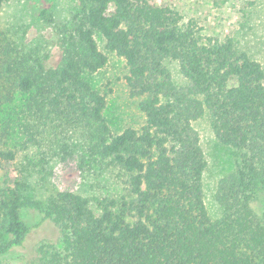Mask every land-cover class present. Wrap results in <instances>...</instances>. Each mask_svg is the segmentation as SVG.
Wrapping results in <instances>:
<instances>
[{
    "label": "trees",
    "instance_id": "1",
    "mask_svg": "<svg viewBox=\"0 0 264 264\" xmlns=\"http://www.w3.org/2000/svg\"><path fill=\"white\" fill-rule=\"evenodd\" d=\"M80 2L41 108L93 127L91 151L118 169L123 189L47 197L38 209L60 236L38 245L31 264H264V208L254 207L264 194V65L233 37L202 36L155 0ZM95 34L124 60L129 94L144 117L139 129L112 132L106 96L84 75L107 63ZM167 61L177 63L182 83ZM36 85L27 69L16 77L22 93ZM203 115L234 156V168L216 184L214 219L204 202L207 161L193 126ZM14 158L0 148V167ZM17 183L0 186V256L21 247L31 231L23 208L32 203Z\"/></svg>",
    "mask_w": 264,
    "mask_h": 264
},
{
    "label": "rangeland",
    "instance_id": "2",
    "mask_svg": "<svg viewBox=\"0 0 264 264\" xmlns=\"http://www.w3.org/2000/svg\"><path fill=\"white\" fill-rule=\"evenodd\" d=\"M155 2L178 11L182 23L191 21L202 36L233 37L264 65V0ZM80 7V0H8L0 6V148L15 153L12 161L0 167V186L18 182L22 195L32 203L23 208V216L31 226L26 241L0 256V264H31L38 245L58 241L59 229L49 219H42L38 209L56 191L69 190L93 197L115 195L123 189L124 177L118 169L107 158L91 151L93 127L86 123L68 124L41 108L46 102L44 90L50 71L66 53L70 29ZM95 38L107 55V63L84 75L93 88L106 96L107 123L114 133L125 127L139 129L144 117L137 106L138 98L129 94L124 60L105 49L99 34ZM166 64L175 81L182 83L177 63ZM24 69L34 74L37 84L27 93L16 87V77ZM193 126L207 161L203 174L204 202L214 219L220 214L214 199L216 184L234 168V156L230 148L214 137L208 115L193 121ZM254 207L264 208V194Z\"/></svg>",
    "mask_w": 264,
    "mask_h": 264
}]
</instances>
